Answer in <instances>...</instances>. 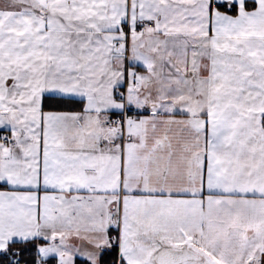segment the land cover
Here are the masks:
<instances>
[{
	"label": "snow or ice",
	"instance_id": "snow-or-ice-1",
	"mask_svg": "<svg viewBox=\"0 0 264 264\" xmlns=\"http://www.w3.org/2000/svg\"><path fill=\"white\" fill-rule=\"evenodd\" d=\"M0 129V264H264V0H5Z\"/></svg>",
	"mask_w": 264,
	"mask_h": 264
},
{
	"label": "crops",
	"instance_id": "crops-1",
	"mask_svg": "<svg viewBox=\"0 0 264 264\" xmlns=\"http://www.w3.org/2000/svg\"><path fill=\"white\" fill-rule=\"evenodd\" d=\"M5 2V0H0V5H2ZM5 130L0 129V133L4 132ZM82 259V258H81ZM77 264H81V260H78Z\"/></svg>",
	"mask_w": 264,
	"mask_h": 264
},
{
	"label": "built area",
	"instance_id": "built-area-1",
	"mask_svg": "<svg viewBox=\"0 0 264 264\" xmlns=\"http://www.w3.org/2000/svg\"><path fill=\"white\" fill-rule=\"evenodd\" d=\"M1 134H4V132H3V133H1Z\"/></svg>",
	"mask_w": 264,
	"mask_h": 264
}]
</instances>
